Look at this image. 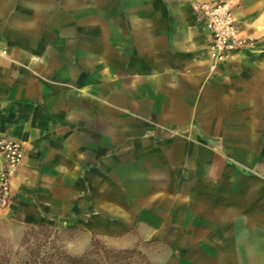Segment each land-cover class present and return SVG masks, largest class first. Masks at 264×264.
Here are the masks:
<instances>
[{
  "label": "crops",
  "instance_id": "1",
  "mask_svg": "<svg viewBox=\"0 0 264 264\" xmlns=\"http://www.w3.org/2000/svg\"><path fill=\"white\" fill-rule=\"evenodd\" d=\"M204 1L0 0V137L23 148L10 193L23 182L81 210L116 188L142 197L122 220L168 229L193 264H264V45L211 69ZM225 1L241 37L264 39V0ZM154 117L179 134L148 135ZM103 145L115 170L94 160Z\"/></svg>",
  "mask_w": 264,
  "mask_h": 264
},
{
  "label": "rangeland",
  "instance_id": "2",
  "mask_svg": "<svg viewBox=\"0 0 264 264\" xmlns=\"http://www.w3.org/2000/svg\"><path fill=\"white\" fill-rule=\"evenodd\" d=\"M245 39L248 42V46L245 49H258L259 46L264 45V39L261 38ZM229 60L230 56L217 63L211 62L210 68L216 69L218 64L228 63ZM231 72H229V76H232L233 73ZM197 103H200V101H196ZM228 110L229 112L232 111V109ZM229 114L225 116L220 126L221 138L215 142V144L220 146L227 144L233 139V124L229 119ZM180 119L183 121L187 117L182 116ZM200 119V115L194 116L196 123H200ZM214 119H217V117H214ZM150 120L155 124L146 133L152 137L159 135L172 137V135L179 134L175 131L164 130L166 128L164 127L166 126L164 118L160 120L154 117L153 120L152 118ZM142 127L148 128L147 126ZM140 132L141 130H133L130 134H140ZM212 134L216 135V130L211 132ZM119 135L120 133L118 132L117 136L113 137L112 141L114 145L121 140L118 137ZM193 136L196 138V135L193 134ZM103 150L104 145L96 150L97 156L94 158L100 167L99 169L103 171L106 168H113V170L118 168L115 161L111 162L105 159L104 156H99V153ZM131 187V189L135 187L132 193L138 192L139 189H137V186ZM108 191L107 194L80 197L82 203L81 210L79 208L77 209V207L72 210V197L54 196L51 198L48 195H43L35 187H25L23 182L20 183L18 191L15 194L10 193L7 202L4 205H0V259L8 258L10 263L15 262L24 253L23 247H21L24 233L34 227L35 224L44 223L50 225L52 229L57 230L66 227L76 228L72 231L65 232L60 240L64 249L72 254H81L89 247L93 239H97L108 248L139 251L140 255L138 258L136 257V262L132 264H193V261L186 260L183 257V253L175 251L174 248H170L169 244L165 242L169 239L168 229L162 235L164 241H160L159 238H147L148 230L133 225L131 223L133 221L130 219H128L130 222H125V220L120 218L123 214L135 216L140 206L138 200L142 197L136 196L137 194L122 195L120 194V190L116 188ZM88 203L95 204L96 210L92 212L83 211V205H87ZM140 213L147 220L151 221V223H157L160 219L158 212L145 211L144 213ZM56 215H58L57 220L50 219ZM71 222L75 223V225H72ZM128 225H132L130 229H128ZM29 239L30 243L36 240L35 237H29Z\"/></svg>",
  "mask_w": 264,
  "mask_h": 264
},
{
  "label": "built area",
  "instance_id": "3",
  "mask_svg": "<svg viewBox=\"0 0 264 264\" xmlns=\"http://www.w3.org/2000/svg\"><path fill=\"white\" fill-rule=\"evenodd\" d=\"M197 15L209 33L207 57L211 62L223 61L234 51L248 46L247 39L239 35L233 12L225 0L199 3ZM0 54L4 55L5 50H1ZM22 157L19 142L0 137V205H4L10 197L11 179Z\"/></svg>",
  "mask_w": 264,
  "mask_h": 264
},
{
  "label": "trees",
  "instance_id": "4",
  "mask_svg": "<svg viewBox=\"0 0 264 264\" xmlns=\"http://www.w3.org/2000/svg\"><path fill=\"white\" fill-rule=\"evenodd\" d=\"M73 229L76 228L57 230L48 224L37 223L23 235V255L13 263L8 258H1L0 264H132L140 255L135 250L108 248L97 239H93L81 254L69 253L60 240L65 232ZM29 237H35L36 240L30 243Z\"/></svg>",
  "mask_w": 264,
  "mask_h": 264
}]
</instances>
